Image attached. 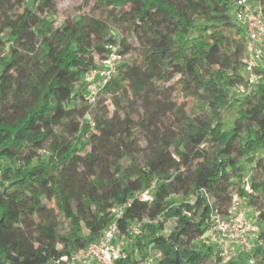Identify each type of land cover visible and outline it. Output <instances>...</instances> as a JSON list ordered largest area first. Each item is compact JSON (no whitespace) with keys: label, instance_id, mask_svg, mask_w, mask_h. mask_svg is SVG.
I'll return each instance as SVG.
<instances>
[{"label":"trees","instance_id":"trees-1","mask_svg":"<svg viewBox=\"0 0 264 264\" xmlns=\"http://www.w3.org/2000/svg\"><path fill=\"white\" fill-rule=\"evenodd\" d=\"M96 1L107 19L80 15L55 27L53 0H0V264H53L98 240L116 219L112 208L123 204L121 231L152 221L129 235L117 264H144L150 246L162 253L151 264H175L177 248L184 264H251L252 256L264 262L257 219L261 243L225 261L223 243L209 233L212 212L226 214L234 194L250 205L255 190L264 197L257 173L249 175L252 192L244 182L247 163L264 171V66L251 93L238 97L247 31L237 0ZM257 2L264 11V0ZM112 21L127 25L121 39ZM130 38L141 52L128 60ZM115 43L125 59L91 102L86 74ZM176 67L177 82L206 107L238 105L232 127L220 115L192 121L177 105L164 89ZM105 95L112 111L101 106ZM182 189L180 201L174 195ZM147 190L152 199L136 196ZM171 218L177 224L166 235Z\"/></svg>","mask_w":264,"mask_h":264},{"label":"built area","instance_id":"built-area-1","mask_svg":"<svg viewBox=\"0 0 264 264\" xmlns=\"http://www.w3.org/2000/svg\"><path fill=\"white\" fill-rule=\"evenodd\" d=\"M237 19L247 31L245 54L242 59L245 71V81L236 85V95L243 97L251 93L258 82L260 73L259 65L264 57V11L262 6H254L249 0H237ZM119 44H109L108 52L99 61V66L86 74L87 89L91 93L90 101L95 102L102 87L112 79L117 72L119 64L125 59L120 51ZM245 189L252 192L249 176L244 180ZM140 200H150V191L139 192L136 195ZM241 199L237 194L233 195L232 204L226 214H221L218 209L212 212L213 225L209 231L212 240L222 243L224 248L221 251L223 261L236 257L239 252L252 251L261 239L259 237L260 227L256 220L248 221L245 213L240 212ZM125 205H118L112 208L114 217L103 231L100 238L91 242L86 247L72 251L69 254L56 258L53 264H117L125 257L126 247L129 242V235L139 236L142 234L144 222L152 221L144 218L142 221L130 224L127 230L121 231L118 220L124 214ZM186 213H188L186 211ZM153 220V222H156ZM162 253L149 247V254L144 264H151L153 260L161 257ZM249 262L255 263V257H250Z\"/></svg>","mask_w":264,"mask_h":264},{"label":"rangeland","instance_id":"rangeland-1","mask_svg":"<svg viewBox=\"0 0 264 264\" xmlns=\"http://www.w3.org/2000/svg\"><path fill=\"white\" fill-rule=\"evenodd\" d=\"M234 1V0H233ZM251 3H254V6H258V0H249ZM55 3V10L51 14V18L53 19V25L55 27L62 26L64 24L76 21L80 15H84L88 21H92L94 18L107 19L106 11L104 7L97 2L96 0H53ZM22 11V9H21ZM113 24V33L117 39H121L122 36L127 32V25L125 23H120V21H112ZM131 49L126 56V59L136 58L139 56L141 52V46L135 38H130ZM264 66V57L260 63ZM172 78L170 81L164 84L165 91H170V97L176 101L177 105H183L185 107L186 113L191 117V120L194 121L198 117H207L211 120H216V117L219 115L222 117L225 128H230L233 126L234 120L238 117V105L228 106L221 112L219 110H211L208 106L206 107L199 99L196 97L189 95L182 85L178 83V79L181 77V68L176 67L171 71ZM105 101L102 105H106L111 111L114 109V105L111 100L110 95H105ZM231 103V102H230ZM84 105V104H83ZM82 103H78V107H81ZM96 107L92 106L89 109L88 117L92 119L96 114ZM178 121L175 116H171L169 120V125L174 127L175 122ZM85 122L82 121V124ZM94 133V131H93ZM96 133V132H95ZM65 135L68 138H71L72 135L70 132L66 131ZM95 136H91L90 140L93 141ZM136 141L144 145L146 143V138L144 134L138 133L136 136ZM91 149V145L88 146V150ZM246 159L243 158L242 161ZM263 163H264V153H263ZM254 163H247L246 171L247 175L253 177L257 173V181L264 180V171L256 172V169L253 167ZM182 189L179 193L174 196L178 198L180 201L182 200ZM254 203L252 205L248 204L247 200H241L240 212L245 213V219L248 221L258 220L260 224L264 226V197L261 191L255 190L253 197ZM51 206H54V203H50ZM263 214V217L261 215ZM58 219L64 221V218L61 214H58ZM177 222L175 218H171L166 223V228L164 233L169 235L171 231L175 228ZM69 230V223L65 222L63 227H61V231L67 232ZM223 243V242H222ZM202 264H220L218 261L214 259H206ZM254 264H264V262L260 261L259 257L255 256Z\"/></svg>","mask_w":264,"mask_h":264},{"label":"water","instance_id":"water-1","mask_svg":"<svg viewBox=\"0 0 264 264\" xmlns=\"http://www.w3.org/2000/svg\"><path fill=\"white\" fill-rule=\"evenodd\" d=\"M175 264H184L180 249H176Z\"/></svg>","mask_w":264,"mask_h":264}]
</instances>
